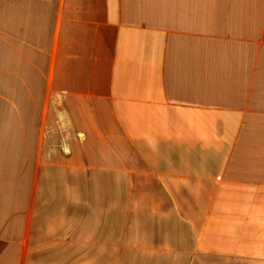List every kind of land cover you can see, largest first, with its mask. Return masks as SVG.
I'll return each instance as SVG.
<instances>
[{
  "label": "crops",
  "instance_id": "obj_1",
  "mask_svg": "<svg viewBox=\"0 0 264 264\" xmlns=\"http://www.w3.org/2000/svg\"><path fill=\"white\" fill-rule=\"evenodd\" d=\"M0 264H264V0H0Z\"/></svg>",
  "mask_w": 264,
  "mask_h": 264
}]
</instances>
